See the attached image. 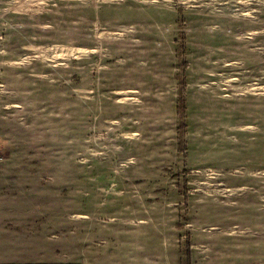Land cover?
Masks as SVG:
<instances>
[{
  "label": "rangeland",
  "instance_id": "1",
  "mask_svg": "<svg viewBox=\"0 0 264 264\" xmlns=\"http://www.w3.org/2000/svg\"><path fill=\"white\" fill-rule=\"evenodd\" d=\"M0 258L264 264V0H0Z\"/></svg>",
  "mask_w": 264,
  "mask_h": 264
},
{
  "label": "bare ground",
  "instance_id": "2",
  "mask_svg": "<svg viewBox=\"0 0 264 264\" xmlns=\"http://www.w3.org/2000/svg\"><path fill=\"white\" fill-rule=\"evenodd\" d=\"M67 52H68V54H71V53L80 54L82 52V50L81 49H77V50L76 49H70V50H67Z\"/></svg>",
  "mask_w": 264,
  "mask_h": 264
},
{
  "label": "crops",
  "instance_id": "3",
  "mask_svg": "<svg viewBox=\"0 0 264 264\" xmlns=\"http://www.w3.org/2000/svg\"><path fill=\"white\" fill-rule=\"evenodd\" d=\"M2 258H0V261H1Z\"/></svg>",
  "mask_w": 264,
  "mask_h": 264
}]
</instances>
